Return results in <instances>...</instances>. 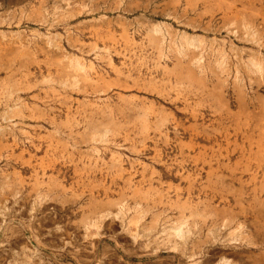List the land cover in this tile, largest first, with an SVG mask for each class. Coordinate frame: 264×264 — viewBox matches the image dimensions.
Segmentation results:
<instances>
[{
  "label": "rangeland",
  "instance_id": "1",
  "mask_svg": "<svg viewBox=\"0 0 264 264\" xmlns=\"http://www.w3.org/2000/svg\"><path fill=\"white\" fill-rule=\"evenodd\" d=\"M39 15L0 12V264H264V0Z\"/></svg>",
  "mask_w": 264,
  "mask_h": 264
},
{
  "label": "crops",
  "instance_id": "2",
  "mask_svg": "<svg viewBox=\"0 0 264 264\" xmlns=\"http://www.w3.org/2000/svg\"><path fill=\"white\" fill-rule=\"evenodd\" d=\"M49 0H0V12L10 11L13 14L14 26H17L19 21H22V18L25 19H34L42 11H47V4ZM263 108L260 106L258 109L260 110L259 113V120L258 123H255L254 126H257L259 131L260 129L264 130V102L262 101ZM263 113V114H262ZM259 126H258V125ZM264 148V147H263Z\"/></svg>",
  "mask_w": 264,
  "mask_h": 264
},
{
  "label": "bare ground",
  "instance_id": "3",
  "mask_svg": "<svg viewBox=\"0 0 264 264\" xmlns=\"http://www.w3.org/2000/svg\"><path fill=\"white\" fill-rule=\"evenodd\" d=\"M242 1V0H241ZM237 4V3H236ZM93 8V7H92ZM112 20V19H111ZM259 63V62H258ZM192 79V78H191ZM195 80V79H194ZM212 93V92H211ZM215 95V94H214ZM217 96V95H216ZM241 97V96H240ZM221 98V97H220ZM219 98V99H220ZM217 99V98H216ZM222 100V99H221ZM262 101V100H261ZM222 102V101H221ZM264 102V101H263ZM263 114V113H262ZM258 122V121H257ZM94 124V123H93ZM258 125V124H257ZM259 126V125H258ZM261 130V129H260ZM264 138V137H263ZM247 141V140H246ZM253 141V140H252ZM250 144V143H249ZM260 144V143H259ZM258 144V145H259ZM244 148V147H243ZM193 149H195V148H193ZM238 149V148H237ZM257 151V150H256ZM260 151V150H259ZM240 153H242V152H240ZM258 154V153H257ZM264 154V153H263ZM261 155V154H260ZM245 156V155H244ZM261 158V157H260ZM263 158V157H262ZM254 159V158H253ZM238 161V160H237ZM264 163V162H263ZM257 174V173H256ZM255 179V178H254ZM260 204V203H259ZM95 205V204H94ZM207 207V206H206ZM254 207V206H253ZM215 208V207H214ZM261 208V207H260ZM227 209V208H226ZM254 212V211H253ZM245 213V212H244ZM252 213V212H251ZM214 214V213H213ZM182 230V229H181ZM179 234H180V231L178 232ZM181 235V234H180Z\"/></svg>",
  "mask_w": 264,
  "mask_h": 264
}]
</instances>
